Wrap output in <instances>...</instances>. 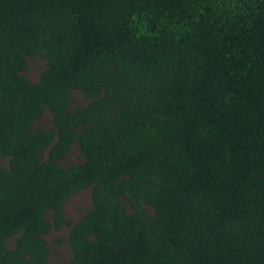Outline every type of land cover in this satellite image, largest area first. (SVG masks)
<instances>
[{"label": "trees", "instance_id": "trees-1", "mask_svg": "<svg viewBox=\"0 0 264 264\" xmlns=\"http://www.w3.org/2000/svg\"><path fill=\"white\" fill-rule=\"evenodd\" d=\"M1 158L0 264H264V0H0Z\"/></svg>", "mask_w": 264, "mask_h": 264}, {"label": "rangeland", "instance_id": "rangeland-1", "mask_svg": "<svg viewBox=\"0 0 264 264\" xmlns=\"http://www.w3.org/2000/svg\"><path fill=\"white\" fill-rule=\"evenodd\" d=\"M47 68L44 58L37 56L29 58L28 68L24 75L37 82L41 73ZM72 108L83 107L87 104V100L80 91L71 92ZM38 127L52 129V114L47 111L44 117L39 121ZM9 158H1L0 166L7 167ZM83 162V156L77 144L73 145L70 153L62 161V167H69ZM92 208V200L90 196V188L83 190L77 195L71 197L65 204V213L67 221L73 225L78 222L81 217ZM50 220V215H47ZM70 225L65 224L60 229L52 228L51 232L45 236L51 247L49 255V264H62L69 262L73 257V252L69 244ZM14 239H9V245L12 246Z\"/></svg>", "mask_w": 264, "mask_h": 264}]
</instances>
